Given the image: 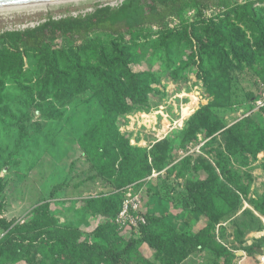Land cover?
Listing matches in <instances>:
<instances>
[{
  "label": "rangeland",
  "instance_id": "1",
  "mask_svg": "<svg viewBox=\"0 0 264 264\" xmlns=\"http://www.w3.org/2000/svg\"><path fill=\"white\" fill-rule=\"evenodd\" d=\"M114 1L79 0L0 12V34L32 29L46 17ZM245 3L264 15V0H235V5ZM223 12L215 10L212 16ZM201 16L184 13L172 34L148 27L139 29L134 41L127 35L121 41L133 46L130 70L150 75L154 83L147 102L119 115L116 125L131 146L153 154L149 164L154 160L158 164V169L151 168L126 190L127 186H119L121 159L114 154L110 174L99 176L78 144L80 136L102 115L96 97L81 91L69 102L65 91H47L42 85L46 62L39 73L40 58L34 55L23 57L22 71L16 76L1 73L0 242L8 236L4 248L10 250L4 256L5 264H49L42 255L45 241L105 249L114 243L124 248L140 239L141 235L128 230L113 232L110 225L113 215L108 199L118 207L128 192L142 197L143 215L164 218L188 238V254L179 264H263L264 254L256 250L264 248V216L254 210L252 202L264 198V153L251 155L248 125H237L252 119L253 106L264 105L260 63L233 66L224 72L230 81L229 105L214 111V117L224 124L221 131L213 136L202 132L193 142L180 135L196 108L211 100L192 60L198 45L191 29L202 26ZM89 40L108 43L113 37L95 33ZM74 44L62 38L51 46L62 50ZM195 97L197 107L184 118L183 110ZM237 136L238 153L231 156L226 148ZM104 153L107 156L110 150ZM230 176L247 190L245 198L239 196L237 208L233 207L235 198L229 196V189H237ZM220 189L225 199L218 196ZM217 201L226 212L211 229L210 215L219 212ZM213 239L230 254L219 255L210 243ZM15 246L21 251L18 256L11 253ZM80 250L71 255L69 264L91 263L92 257L88 255L87 260L83 257L86 251ZM143 261L160 264V257L147 243L139 242L133 248L131 264ZM98 264L111 262L102 259Z\"/></svg>",
  "mask_w": 264,
  "mask_h": 264
},
{
  "label": "trees",
  "instance_id": "2",
  "mask_svg": "<svg viewBox=\"0 0 264 264\" xmlns=\"http://www.w3.org/2000/svg\"><path fill=\"white\" fill-rule=\"evenodd\" d=\"M208 8L224 12L218 14L220 16L207 18L203 12ZM190 11L202 15V26L196 30L191 29L198 45L192 60L197 64L199 78L211 100L200 105L190 116L180 135L188 142H193L202 132L213 136L224 128V124L214 117V111L226 108L230 101V81L224 72L233 66L260 63L261 73L264 74V15L256 14L249 3L235 5V0H124L118 8H97L85 17L59 20L48 17L35 28L0 34V75L16 76L22 71L23 57L34 55L40 58L39 73L46 62L42 85L47 91H65L67 95L64 98L69 102L75 100L81 91L96 97L101 105L102 115L80 136L78 144L83 154L93 162L99 176L110 174L113 165L111 157L114 154L121 159L119 186H127L124 188L126 190L143 179L151 168L158 169V164L155 160L152 165L149 164L153 154L144 148L131 146L129 139L120 134L116 125L119 115L147 102L154 83L150 75L130 70L133 46L130 42L122 44L121 41L124 35L129 36V41H134L137 31L148 27H156L160 33L172 34V30L168 28L169 21L176 18L181 24L183 14ZM95 33H107L113 40L108 43L89 40ZM62 38L75 44L62 50L51 46L53 41ZM253 109L252 119L241 120L237 125H248V150L254 157L264 153V105L259 108L253 106ZM235 141L226 148L231 156L238 153L239 136ZM105 149L110 150L107 156ZM230 177L237 189H229V196L233 195V207L237 208L241 202L239 196L245 198L247 190L233 176ZM222 190H218L217 194L225 199ZM229 196L227 200H230ZM122 200L116 207L117 203L112 198L108 199L112 220L118 215ZM216 204V211L219 212L210 215L211 229L226 212L220 201ZM252 205L256 212L264 216V198L253 201ZM144 216L146 224L137 233L141 238L131 240L124 248H119L115 243L104 249L99 245L74 246L45 241L41 244L43 260L49 264H69L71 255L76 250L84 249L86 252L83 257L87 260H90L89 256L92 257L90 264H98L102 259L110 260L111 264H131L134 246L145 242L160 257V264L182 262L188 254L185 249L188 238L171 228L164 218ZM110 225L113 232L119 231L114 223ZM7 240L8 236L0 242V264L6 263L4 256L10 252L9 248H4ZM210 243L219 251V255L230 254L216 240L213 239ZM11 253L18 256L21 251L15 246ZM143 264L157 263L143 261Z\"/></svg>",
  "mask_w": 264,
  "mask_h": 264
},
{
  "label": "built area",
  "instance_id": "3",
  "mask_svg": "<svg viewBox=\"0 0 264 264\" xmlns=\"http://www.w3.org/2000/svg\"><path fill=\"white\" fill-rule=\"evenodd\" d=\"M124 0H115L111 3H101L96 7L92 8H83L81 10L73 11L68 14L60 15V16H49L53 20H59L66 17H85L86 15H89L93 13L97 8H105L109 7L112 9L118 8ZM216 9L214 8H208L204 10L203 15L204 17L210 18L212 14H214V11ZM190 15H195L194 11L189 12ZM48 17L41 20L40 22L34 24L32 28H35L40 23H43L47 20ZM177 24H179V20L176 18H172L168 23V28L172 29ZM263 105L257 104V108L261 107ZM141 206H142V197L138 193H126V196L123 198L120 211L118 215L113 220L114 225L117 227L119 231H131L138 233V230L141 226L146 224L145 216L141 212Z\"/></svg>",
  "mask_w": 264,
  "mask_h": 264
},
{
  "label": "water",
  "instance_id": "4",
  "mask_svg": "<svg viewBox=\"0 0 264 264\" xmlns=\"http://www.w3.org/2000/svg\"><path fill=\"white\" fill-rule=\"evenodd\" d=\"M79 0H0V9L39 6L54 3H63ZM198 94V93H197ZM198 107L196 108V110ZM257 253L264 254V248L257 249Z\"/></svg>",
  "mask_w": 264,
  "mask_h": 264
},
{
  "label": "bare ground",
  "instance_id": "5",
  "mask_svg": "<svg viewBox=\"0 0 264 264\" xmlns=\"http://www.w3.org/2000/svg\"><path fill=\"white\" fill-rule=\"evenodd\" d=\"M45 5H39V6H29V7H19V8H8V9H0V12H12V11H21V10H34V9H38L39 7H44ZM198 98L195 97L191 100V102L189 103V105H187V109L183 110V117L186 118L188 117L191 112L197 107L198 105ZM261 261L264 264V257L261 258Z\"/></svg>",
  "mask_w": 264,
  "mask_h": 264
}]
</instances>
